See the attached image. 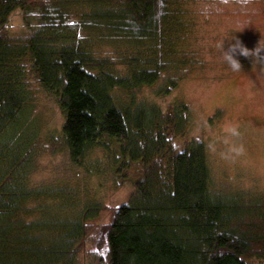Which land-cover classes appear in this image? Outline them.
<instances>
[{"label":"trees","instance_id":"trees-1","mask_svg":"<svg viewBox=\"0 0 264 264\" xmlns=\"http://www.w3.org/2000/svg\"><path fill=\"white\" fill-rule=\"evenodd\" d=\"M178 5L0 0V264L264 263V196L219 189L202 143L177 149L189 130L184 104L163 109L136 97L143 88L168 96L199 64L179 41ZM100 43L114 57L95 55ZM40 92L61 113L58 137L72 165L106 140L118 144L110 161L132 184L126 203L107 210L79 202L77 185L31 181ZM103 211L111 212L107 224H88Z\"/></svg>","mask_w":264,"mask_h":264},{"label":"rangeland","instance_id":"rangeland-1","mask_svg":"<svg viewBox=\"0 0 264 264\" xmlns=\"http://www.w3.org/2000/svg\"><path fill=\"white\" fill-rule=\"evenodd\" d=\"M177 10L185 21L179 41L199 64L168 96L154 98L150 88H143L136 97L154 100L163 109L184 104L189 130L175 140L177 149L188 141L202 143L219 189L264 196V0H179ZM10 24L12 32H20L18 12ZM241 48L246 55H240ZM93 52L101 57L115 55L106 43L96 44ZM226 52L239 60L238 71L224 61ZM118 94L127 101V95ZM61 123L54 102L37 93L30 121L31 181L52 188L77 185L79 202L100 203L107 210L126 203L132 184L115 173L119 166L110 161L118 155V144L106 140L107 148L92 150L84 165L74 166L58 137ZM231 128L238 134L232 135ZM110 213H98L88 224L105 225Z\"/></svg>","mask_w":264,"mask_h":264},{"label":"clouds","instance_id":"clouds-1","mask_svg":"<svg viewBox=\"0 0 264 264\" xmlns=\"http://www.w3.org/2000/svg\"><path fill=\"white\" fill-rule=\"evenodd\" d=\"M247 54V50L244 48L240 49V55H246ZM224 61L228 64V66L234 70V71H238L241 67L239 60L236 58L235 55H233L232 53H225L224 57H223ZM230 133L232 135H237V131L235 128H231L229 129Z\"/></svg>","mask_w":264,"mask_h":264}]
</instances>
